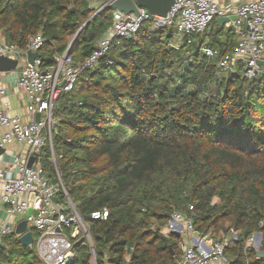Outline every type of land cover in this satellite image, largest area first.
I'll return each instance as SVG.
<instances>
[{
    "label": "trees",
    "instance_id": "1",
    "mask_svg": "<svg viewBox=\"0 0 264 264\" xmlns=\"http://www.w3.org/2000/svg\"><path fill=\"white\" fill-rule=\"evenodd\" d=\"M91 3L0 0V35L25 49L40 33L46 68L82 28L69 55L83 63L112 23L109 7L90 18ZM223 29L215 22L186 45L172 28L145 23L136 38L114 39L58 98L51 143L38 161L49 180L58 173L87 224L95 264H180L181 236L163 231L175 212L199 236L228 239L226 264H264V73L251 81L240 72L218 75L201 47L207 40L206 47L232 52L236 39H222ZM104 208L106 220L91 219ZM256 235L257 248L248 245ZM91 261L81 240L67 264ZM0 264L41 261L34 245L23 247L12 234Z\"/></svg>",
    "mask_w": 264,
    "mask_h": 264
},
{
    "label": "built area",
    "instance_id": "2",
    "mask_svg": "<svg viewBox=\"0 0 264 264\" xmlns=\"http://www.w3.org/2000/svg\"><path fill=\"white\" fill-rule=\"evenodd\" d=\"M114 0L97 2L92 0V10L98 12L109 7ZM135 2L136 0H130ZM228 18L223 27L231 31L236 43L232 52L221 54L217 49L206 47L203 42L201 51L208 60H215L219 76L237 73L247 81L254 80L264 67V0H174L166 17H156L139 8L137 14L125 15L112 10V23L98 39L97 51H92L83 63L70 57L71 47L54 56L51 67L42 68L41 59L26 60V53L39 52L44 39L40 33L28 38L25 49L9 44L0 35V56L17 60L16 87L26 100V110L30 116L28 123H22L18 117L9 116L0 110V127L5 133L0 139V147L11 145L24 146V155L12 156V164L7 172L0 170V247L5 237L14 234L17 224L25 221L27 230L33 234L34 250L41 264H67L74 257V247L81 240L89 245L93 264L95 255L87 224L81 219L65 192L60 177L51 181L45 174L39 159L45 142L51 143L52 128L56 122L53 111L58 98L74 89L80 73L93 67L103 56L111 42L117 38H136L143 24H149L152 30L172 28L176 38L193 42L196 36H202L210 30L218 18ZM234 17L233 19H230ZM169 45L178 49L175 43ZM111 64L110 61H108ZM5 95L0 87V105ZM40 115V121L35 116ZM34 158L30 168L28 161ZM63 191L61 202L57 193ZM192 208L190 207V210ZM34 213L36 215L34 216ZM92 220H106L108 210L104 208L90 214ZM164 234H176L182 238L180 264H226L225 248L227 240L209 239L199 236L192 220L180 213H173L165 225ZM231 238L236 235L232 232ZM229 238V237H228ZM252 237L249 243L253 241Z\"/></svg>",
    "mask_w": 264,
    "mask_h": 264
},
{
    "label": "water",
    "instance_id": "3",
    "mask_svg": "<svg viewBox=\"0 0 264 264\" xmlns=\"http://www.w3.org/2000/svg\"><path fill=\"white\" fill-rule=\"evenodd\" d=\"M174 3V0H136L135 2H132L130 0H114L110 3L109 8L111 10H116L120 13H123L125 15L130 14H137V11L139 8L145 9L148 14L156 17H166L168 12L171 9L172 4ZM234 17H231L230 19H233ZM228 21V18H218L216 21V24L219 27H222L225 22ZM87 23V22H86ZM86 25V24H85ZM84 26V25H83ZM82 28H80L77 33L74 36V39L69 43V46L71 47L72 43L75 42L77 36L81 32ZM93 51H97L96 47L92 48ZM37 58H40L39 52H31L28 51L26 53V60L27 63L31 66H33V61ZM258 65H261L264 67V62H258ZM17 66V60H13L10 58H6L4 56H0V73L2 72H10L14 71ZM35 121H40V115L35 116ZM4 151L0 147V154H2ZM34 158H31L28 163L27 167L30 168L33 164ZM36 213H34V216ZM14 235H16L18 242L23 247H31L33 244V234L30 230H27L26 222L23 220L19 222L14 230ZM177 237H179V234H176ZM259 237V236H258ZM260 238V237H259ZM260 257H264V254H259Z\"/></svg>",
    "mask_w": 264,
    "mask_h": 264
},
{
    "label": "crops",
    "instance_id": "4",
    "mask_svg": "<svg viewBox=\"0 0 264 264\" xmlns=\"http://www.w3.org/2000/svg\"><path fill=\"white\" fill-rule=\"evenodd\" d=\"M93 7L97 4H91ZM17 72H2L0 73V87L4 88L5 95L3 103L6 106L0 105V110L6 111L9 116L18 117L22 123H28L30 116L26 110V100L21 91L16 87ZM5 133V129L0 127V139ZM3 153L0 154V170L7 172L12 164V156L24 155L27 152V148L24 146L11 145L1 147Z\"/></svg>",
    "mask_w": 264,
    "mask_h": 264
},
{
    "label": "rangeland",
    "instance_id": "5",
    "mask_svg": "<svg viewBox=\"0 0 264 264\" xmlns=\"http://www.w3.org/2000/svg\"><path fill=\"white\" fill-rule=\"evenodd\" d=\"M101 10H99L98 12H96L95 10L93 11V13H92V15H91V17L90 18H92V17H94L96 14H98L99 12H100ZM84 27V26H83ZM173 35H176V32H174L173 33ZM227 36H232L233 38H235V36L233 35V33L231 32V31H229V30H227V28H225L224 27V29H223V33H222V35H221V38L222 39H224L225 37H227ZM176 38V36L174 37V39ZM74 39V37L70 40V42L72 41ZM76 40H75V42H73L72 43V45H71V49L74 47V46H76ZM237 72H239V70L237 71ZM261 74H263V73H259L258 75H257V77H259ZM228 76V75H227ZM226 77V76H225ZM256 77V78H257ZM255 78V79H256ZM164 232H166L165 231V227H164V230H163ZM176 234H178V233H176ZM222 235L221 234H218L217 235V237H213V234H209L208 235V238L209 239H222V237H221ZM259 242H260V238L256 235V236H254V238H253V241H252V243L250 242H248V245H252V246H254L255 248H257L258 247V244H259ZM182 249H183V247L181 246V248H180V257H181V254H182ZM91 263L93 264V261H91Z\"/></svg>",
    "mask_w": 264,
    "mask_h": 264
},
{
    "label": "snow or ice",
    "instance_id": "6",
    "mask_svg": "<svg viewBox=\"0 0 264 264\" xmlns=\"http://www.w3.org/2000/svg\"><path fill=\"white\" fill-rule=\"evenodd\" d=\"M239 135H243V133H238Z\"/></svg>",
    "mask_w": 264,
    "mask_h": 264
}]
</instances>
